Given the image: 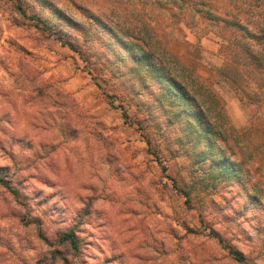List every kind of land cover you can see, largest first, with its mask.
I'll use <instances>...</instances> for the list:
<instances>
[{"label": "rangeland", "instance_id": "rangeland-1", "mask_svg": "<svg viewBox=\"0 0 264 264\" xmlns=\"http://www.w3.org/2000/svg\"><path fill=\"white\" fill-rule=\"evenodd\" d=\"M208 1L0 0V264H264V73Z\"/></svg>", "mask_w": 264, "mask_h": 264}, {"label": "trees", "instance_id": "trees-1", "mask_svg": "<svg viewBox=\"0 0 264 264\" xmlns=\"http://www.w3.org/2000/svg\"><path fill=\"white\" fill-rule=\"evenodd\" d=\"M206 2L203 1L202 4H206ZM208 2L210 4L207 9H204L203 14H209L208 16L211 20L215 19L216 23H222V26L227 30L226 41L228 43L226 47L231 48L230 55L236 56L237 59L239 58L238 61L242 60L243 62L252 63L254 67L248 66L264 73V0H210ZM18 9L23 16H28L21 5H18ZM28 17L32 20L37 19L35 26L40 30L49 31L51 35L56 34V29L51 24L43 21L41 16L32 15ZM56 38L63 44L74 48L73 43L71 41H64L62 35L58 34ZM127 47L128 50H133L130 45ZM134 57L137 62L147 66L152 74H160L161 83L165 81L166 86L164 85V88L175 96L178 104L188 100L184 86L172 75L166 78L167 75L165 74L169 71L161 67L158 59H151L152 57L147 55V53H141L140 51H135ZM169 73L171 74V72ZM187 116L190 119H196L198 124H201L203 127L206 126L202 112L195 113L189 110ZM208 150H211V147ZM214 167H218L220 170L221 168L224 169L225 163L218 160L214 163ZM0 180L3 184L9 186L3 177H0ZM61 241L69 243L74 249H78L79 247V238L74 229L66 231L62 235ZM230 252L237 260H243L240 252L234 249H231Z\"/></svg>", "mask_w": 264, "mask_h": 264}]
</instances>
